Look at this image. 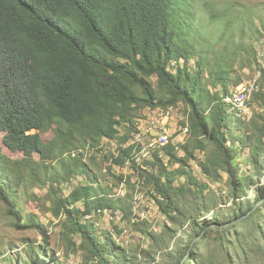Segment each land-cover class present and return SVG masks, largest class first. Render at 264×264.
I'll return each instance as SVG.
<instances>
[{"label": "trees", "instance_id": "obj_1", "mask_svg": "<svg viewBox=\"0 0 264 264\" xmlns=\"http://www.w3.org/2000/svg\"><path fill=\"white\" fill-rule=\"evenodd\" d=\"M179 3L185 1L0 0V134L3 146L20 154L0 147V203L16 229L42 238H24L20 249L8 243L3 264L61 263L40 216L26 211L28 201L57 219L58 239L78 264H264V68L258 65L249 102L260 109L244 119L224 101L235 29L204 41L193 16L192 25L181 19ZM247 33L240 69L258 64L251 39L264 37L254 26ZM206 68L214 90L204 82ZM171 106L187 115L181 153L170 142L151 159H137L141 145L128 142L138 116ZM49 130L53 136L42 138ZM246 148L248 172L240 160ZM193 160L205 179L193 173ZM103 163L116 186L142 185L171 225L156 230L139 219L131 194L117 196L101 184ZM30 184L45 189L48 205L28 193ZM104 209L120 213L147 247L128 250L100 228Z\"/></svg>", "mask_w": 264, "mask_h": 264}, {"label": "rangeland", "instance_id": "obj_2", "mask_svg": "<svg viewBox=\"0 0 264 264\" xmlns=\"http://www.w3.org/2000/svg\"><path fill=\"white\" fill-rule=\"evenodd\" d=\"M185 4L179 3L180 9L179 12L182 14L185 18L181 19L185 23H190L192 25L191 16L194 17V21L196 22L198 29L202 31L204 41L209 39H215L217 35L221 34L224 36H229L230 33L235 29V45L237 50L234 52V71L231 72V76L228 80L229 82V91L233 90L235 86H237L239 83L244 81H254L258 80L259 78V71H258V65L261 68H264V37L259 35L257 33L256 37H254L252 44L256 50V57L258 60V64L254 65L252 68L249 66H245L244 68L240 69L239 63L243 58H246L247 56V45L250 40V37L247 33V30L252 28H258L260 29V33L264 31V0H184ZM243 30L244 29V35H240L238 29ZM218 32V33H216ZM202 37V38H203ZM239 46V47H238ZM211 54V53H210ZM196 56L191 59L190 65L194 66L195 64ZM214 58L210 57L208 59V64L210 65V68L214 64ZM210 71L209 68H206L205 70V77L206 74H208ZM237 77H241V81L237 85L232 84V80L236 79ZM209 79L204 80L207 87L211 90H214L212 88L211 84V77ZM216 89L221 90V86L218 85ZM259 106L256 103L249 104L248 113L251 116L252 112L255 110H259ZM145 113V112H144ZM187 115L183 111V107L179 106V109L174 112L172 119L170 120L171 129H172V140L176 141L179 134V127L183 126V122H187ZM137 122L140 124V126H147L152 120H155L156 112L155 110L147 111L144 115L138 116ZM53 136V131L49 130L47 132L42 133V138L48 140ZM188 138V137H187ZM2 135L0 134V147H2L3 151L7 153L11 157H19V153H12L8 148L3 146L2 144ZM110 141L104 139L103 144L104 146L108 148H113L115 146L114 143H109ZM248 155V148H246L241 154H240V160L243 163L244 170L248 172L249 164L244 159V157H247ZM203 154L198 153L197 158H202ZM244 159V160H243ZM247 163H246V162ZM100 163V161H99ZM107 163H103L100 165H97V168L100 167V170H97L96 172L100 175L101 178V184L106 185L107 187H111L113 190L111 192H115L117 196H121L125 198L128 194H131L133 196V199L136 200V206L137 211L134 213L140 217L139 219L148 220L151 224V226L156 229L160 230V228L163 227L164 224H167V226L171 225V222L164 217V215L159 212L157 209L156 202L146 194V189L142 185H137L135 188L130 187L126 185L125 183H121L119 186L115 185L114 179L110 176V174H107ZM190 166L192 168L193 173L202 179H205V176L201 172V168L198 164L197 160H193L190 162ZM113 171H115L117 174L121 171L119 168L114 167ZM124 173L129 174L130 170L125 168L123 170ZM184 179V178H183ZM135 180V177H132V181ZM262 182V181H261ZM214 188H219L222 192H224L225 188L222 184L215 183L211 184ZM28 193L34 192L35 194H38L41 196V199L39 203L45 202V204L48 205V202L44 200V193L45 189L40 188L37 185L30 184L27 188ZM70 190V185L64 187V192L68 193ZM26 211H32L35 214H38L41 220V223L45 226L47 229V232L50 236V247H54L56 249V256H59L61 259V263L59 264H78L79 257L78 255L69 252H66L65 245H61L62 241H59L58 239V230L59 227L57 224V219H52V215L50 213L41 211L38 209V203L36 201H28L25 205ZM135 210V209H134ZM99 214V213H98ZM112 216V217H111ZM105 214L101 213L98 215L99 221L98 226L100 228L110 230L116 237V240L120 242L123 246H125L128 250H134L137 246L141 245L143 248L147 247V241H143V238L140 236V232L135 231L132 227L128 226L127 220L124 219V217L121 216V214ZM138 219V218H137ZM136 220V219H135ZM114 226H116L119 230H121L120 233H118L116 230H114ZM187 226L185 224L184 228ZM127 228L128 232L127 235L123 234V229ZM30 238L32 240H36L38 243L41 242L42 238L41 235L35 230H18L12 225V219L8 216H6L3 212V208L0 203V252L6 253L7 252V244L11 243L13 245L18 246L20 249L22 247L21 240L24 238ZM10 251V250H9ZM20 251V250H19ZM13 254V260L16 259L17 256L16 252L11 251ZM11 254V255H12ZM157 260H159V257H156ZM4 260L0 258V264H3ZM146 264L148 262L146 261ZM152 264V263H150Z\"/></svg>", "mask_w": 264, "mask_h": 264}, {"label": "built area", "instance_id": "obj_3", "mask_svg": "<svg viewBox=\"0 0 264 264\" xmlns=\"http://www.w3.org/2000/svg\"><path fill=\"white\" fill-rule=\"evenodd\" d=\"M257 88L258 85L256 83V80L241 82L237 86H235L233 90H231L228 94L224 96V101L227 104H230L242 118L249 119L250 118V115L248 113L249 102L252 98L253 92L257 90ZM177 109H179V106H171L167 109L157 107L155 109H148L144 111L146 113L147 111L155 110L157 118L155 120H152L149 124H147V126L144 127L140 126V124L137 122L138 131H136L133 134L132 138L128 142V143H138L139 145H141V149L137 154V159L139 160H141L142 158L151 159V157L153 156V152L157 148L160 147L162 148L163 146L167 145L170 142L175 144L176 149L181 153L180 144H183L186 141L187 137L189 136V125L186 122L183 126H180L177 140L176 141L172 140L173 132L170 127L171 124L169 122L172 119L174 112L177 111ZM144 112L143 115L145 114ZM108 141H110L109 143L115 144V142L112 140H108ZM115 146L110 149L113 150ZM159 155L162 156L163 154L160 152ZM134 205L135 206L133 210L135 209L134 211L138 213L136 201ZM98 213H102V214L105 213V214H109L110 216L112 214L111 210L108 209H104L103 211L98 210ZM86 217L89 216L87 215ZM127 232H128L127 228H124L122 233L127 235Z\"/></svg>", "mask_w": 264, "mask_h": 264}]
</instances>
